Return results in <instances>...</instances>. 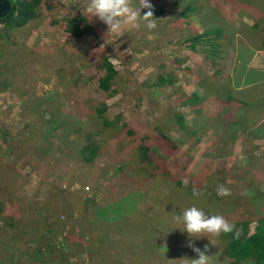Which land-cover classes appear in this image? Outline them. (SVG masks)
I'll return each instance as SVG.
<instances>
[{"label": "rangeland", "instance_id": "obj_1", "mask_svg": "<svg viewBox=\"0 0 264 264\" xmlns=\"http://www.w3.org/2000/svg\"><path fill=\"white\" fill-rule=\"evenodd\" d=\"M56 1L58 5L48 11L38 8L37 18L21 27L8 23L9 18L0 22V264H60L59 254H52V248L73 255L72 264H102L106 260L103 256L110 255L112 250L119 253L114 264H176L179 259L198 258L192 247L204 250L207 245L216 253L221 252L219 247L224 248L226 243L221 236L190 238L182 231L183 226L173 220L174 214L190 206L201 208L209 215H225L232 208L223 201L216 202L213 196H193L189 185L200 169L211 187L223 184L239 192L244 187L240 175L234 172L236 166L231 158L222 163L221 157L217 158L218 144L212 150L211 141L217 135L210 134V129L207 133L196 129L197 126L212 128L211 115L203 112L197 118L191 108L180 104L184 88L200 92L199 84L186 68L192 65L198 77L203 63H197V51L190 52L186 43L180 41L181 36H192L200 30L199 21L189 19L186 31L170 30L169 20H165L167 0H150L154 10H164L157 18L156 29L149 31L143 25L139 30L125 27L123 35L117 37L107 34V26L97 18L89 19L88 0ZM188 3L187 8L193 13L208 10L207 17L223 18L216 20L226 28L219 42V53L224 50L221 59H228L232 27L241 23L252 28V44L264 53V0H219L211 5L210 0H188ZM133 6L139 7V0H133ZM178 6L171 3L170 12L175 15ZM144 11L141 10V15ZM76 14L93 26L94 36L72 38L68 34L62 19ZM100 55L107 57L117 73L110 92H101L96 87L102 76L99 73L95 77ZM219 64L223 62L220 60ZM103 101L104 114L113 121L107 131L116 135L113 129L119 130L124 143L122 150L131 148L136 152L139 145L148 146L147 154L151 157L143 165L142 189L132 198L129 209L148 216L144 224L152 225L150 234L138 219L134 220L137 229L122 238L118 222L123 218L119 217L99 231L95 227L102 216L96 213L92 227L87 224L88 218L83 220L82 211H75L77 206L72 199L77 198L81 208H91L89 201L98 203L108 199L115 168L123 165L120 173L126 171L125 157L114 160L106 156L105 146L91 164L80 162L75 153L73 122L78 120V109L86 108L89 120L98 129L100 121L94 108ZM51 113L62 117L55 128L45 123ZM177 114L183 119V128L175 125ZM116 115L120 116L119 120ZM238 121L234 123L237 126L229 129L237 130L234 135L228 131L221 138L224 156L239 158L245 168L246 161L256 157L257 152L259 159H264V150L260 151L259 143L253 141L261 143L264 134L243 135L247 132ZM249 127L253 131L256 125ZM254 135H259L258 139ZM106 143L112 145L113 138L109 137ZM171 146L175 151H171ZM182 153L192 157V161L178 160L173 171L171 162ZM211 154L216 158H209ZM153 158L167 164L165 173L170 172V176L151 170L155 164ZM176 176L179 181H188L187 186L183 183L181 191L173 189L174 183L167 179ZM255 177V181L260 179L258 184L254 182L260 194L256 197H264V174ZM97 208L94 206L90 213H95ZM45 219L49 224H45ZM89 220L94 221V214ZM40 238L53 241H47L48 252ZM90 239H93L91 245ZM105 239L112 243L104 244ZM118 239L121 246L114 249L112 244ZM47 256L50 259L46 261ZM41 258L46 262L42 263Z\"/></svg>", "mask_w": 264, "mask_h": 264}, {"label": "trees", "instance_id": "obj_2", "mask_svg": "<svg viewBox=\"0 0 264 264\" xmlns=\"http://www.w3.org/2000/svg\"><path fill=\"white\" fill-rule=\"evenodd\" d=\"M9 3L10 10L9 12L2 18H0V22L4 23L3 20L9 18L8 23L12 22L14 27H21L26 23L34 20L38 16V8L50 10V8H54L57 6L56 0H6ZM187 1V2H186ZM219 0H210V4L214 2H218ZM186 4L184 5V3ZM179 5L175 15L170 12V4ZM188 0H167V7L165 9V20H169L170 30H174V28H178L176 30L183 31L189 28L190 22L189 19H197L199 21V28L201 32L195 35L189 36H181L180 41L182 43H186L187 48L194 52L197 50V53L200 56L201 64L207 69L212 70L210 76H208L205 80L203 79V72L197 77L199 80V84L201 88L204 85H209L212 81H215L218 86V89L210 92L209 87L205 86L202 89V92L197 94H189L183 95L181 93L180 104L185 105L192 109L193 113L198 114L199 112H205L207 114L212 115L213 117V127H208L207 129H203V127L199 128L200 131H204V133L209 132L210 134L214 132L217 136L211 141V148L214 150L218 144V148L220 151V155L217 158L223 159L225 156L224 148L221 135H228L229 130L235 126L234 122L237 119L235 114H231L230 112L234 110L236 107H233L232 103L236 100L234 97L229 94L227 89L230 88V85H236V82L232 81L229 77V86H227V82L221 78L220 68H224L220 66V59L222 54H224V50L219 53L220 40L222 33H224L225 27L219 25L217 21H223V18L220 15H215V17H210L207 14V11L196 14L193 13L192 10L187 8ZM184 10V11H183ZM160 14H164V10L154 11V18H158ZM217 20V21H216ZM64 23V28L68 32V34L72 38H80V37H89L94 36L93 26L90 25L87 20L79 14H76L74 17L66 19H62ZM169 30V31H170ZM186 34V33H184ZM252 36V34H251ZM254 36V35H253ZM252 36V37H253ZM188 39V40H187ZM224 44V42H222ZM231 42L227 45L229 46ZM235 44V46H237ZM232 57V56H231ZM230 57V58H231ZM229 58V56H228ZM229 61V60H228ZM226 71V70H225ZM102 74L101 77L97 80L96 87L101 92H110V88L112 86L111 81L117 75L116 71H114L110 64L107 62L106 56L99 57V67L97 73ZM196 75V74H195ZM197 76V75H196ZM159 84V83H158ZM160 85V84H159ZM212 90V89H211ZM238 103L243 104V102L239 101ZM79 111V112H78ZM78 120L73 122L75 129V153L78 156V160L83 164H91L96 158L99 156V150L102 146H105V154H107L115 160L116 158L125 157L127 163L124 164L125 172H121L123 169V165H118L115 168L116 176L112 179V188L109 192H107L108 199H104L101 202H93L89 201L88 205L92 204L91 208L87 206L80 207V203L77 198L72 199V201L76 202V212L82 211L84 213L83 220L88 218V225L93 227L95 223L96 213L100 217L98 220V224L96 225L97 230H101L104 228L107 222L111 220H116L117 217L123 218V220H119L118 224H121L120 233H122V238L130 235L134 230L137 229V222L134 220L140 219L141 226L150 234V230L152 231V225H146L148 216L144 215V213L140 212H130L129 203L135 194L138 195V192L141 191L143 180L142 177L144 175L143 165L149 162L150 157L147 154L148 146H138V150L136 152L132 151L131 148H127L125 151L122 135H119L118 129H113V134L108 133V128L111 127V120L107 119L105 116V108L104 101L99 103L94 108V114L97 119L100 121V127L95 129L94 122L89 120V113L86 108L83 110L78 109ZM211 112V113H210ZM80 113V114H79ZM41 116V114H40ZM118 116V115H116ZM62 118L59 115L50 114L49 118L45 120L46 124H50L54 127V125L58 122V119ZM120 116L116 117V120H119ZM175 125L176 127L183 128V119L177 114L175 115ZM52 128V129H53ZM107 134H104L106 133ZM131 136V135H127ZM109 137L113 138V144H107V139ZM62 140V139H61ZM171 151H175V148L171 146ZM171 155V154H170ZM209 158H216V156H209ZM182 159L183 162L188 163L192 161V157L185 156V153H182L178 157H175L171 162V169L174 171L176 169V163L178 160ZM187 160V162H186ZM264 159L259 161H255L253 164H249L250 169H252V173H248L246 171L244 173V168L235 167V171L240 174L241 180H243L244 187L243 190L245 192V188H247V192L243 194V190L240 189V192L246 196L245 202L243 203L241 199L244 197L238 191H232L231 195L226 197H219L216 195V188L211 187L206 181L207 177L202 173L200 169L198 172L196 171L194 174V178L191 181L190 190H204L205 195L213 196L216 202L223 201L231 206L228 210V213L223 215L230 223L234 224L236 229L239 230V235L235 236V234L221 235V237L226 242L223 247H219L221 252H217L213 248H209L210 246H206L208 252L206 253L210 257L213 258V264H264V197L257 198L256 196L260 195L257 191V187L255 183L258 184L260 179L255 181L256 174H264ZM154 162V166L151 170H159L162 174L165 173V169L167 164L160 159H152ZM181 168L186 170V167L181 165ZM230 169L229 167H227ZM226 168V170H228ZM170 171V170H169ZM229 171V170H228ZM258 173H257V172ZM120 173V174H118ZM118 174V175H117ZM170 176V172L164 174V176ZM168 180L174 183L173 189L181 191V188L184 186L183 181H179L178 177H167ZM257 179V178H256ZM255 182V183H254ZM255 186V188H254ZM96 198V195H94ZM93 198V200H94ZM94 206L98 207L95 213H90L91 210L94 209ZM102 209L104 211H102ZM240 211V213L238 212ZM109 212L111 214L107 215ZM94 214V221L91 222L90 216ZM106 215V216H105ZM76 217V216H75ZM45 224H49V221L45 219ZM131 224V228L127 225ZM252 224V233L249 232L250 225ZM127 231V232H126ZM131 231V232H130ZM43 238V237H42ZM40 238V242L43 239ZM50 238H46L43 241L46 251L48 247L47 241H50ZM63 240V239H62ZM109 242H108V241ZM52 241V240H51ZM57 242V239L55 240ZM93 239L89 240L88 244H92ZM53 242V241H52ZM75 242V239H74ZM62 243V242H61ZM112 241L110 239H105L104 244L110 245ZM121 246V241L118 239L116 242L112 244L114 249H117ZM28 247V245L26 246ZM141 247V246H140ZM139 247V249H140ZM41 248V243L39 244L37 251ZM205 248V247H204ZM52 254H59V263L60 264H72L74 257L67 252L62 253L59 250H54V248L50 249ZM142 250V249H141ZM141 253L146 254L144 251H140ZM46 253V252H45ZM90 257V256H89ZM106 258L102 264H114L117 262L119 258V253L117 250H112L110 255H104ZM50 259V256L46 257V261ZM42 260L41 262H46ZM179 259L176 264H183ZM166 264V263H165ZM172 264V263H168Z\"/></svg>", "mask_w": 264, "mask_h": 264}, {"label": "clouds", "instance_id": "obj_3", "mask_svg": "<svg viewBox=\"0 0 264 264\" xmlns=\"http://www.w3.org/2000/svg\"><path fill=\"white\" fill-rule=\"evenodd\" d=\"M142 9L146 10L144 11L143 15H141ZM154 11L156 10H154V7L152 3L150 2V0H139V7L133 6V0H88L87 6H86V14L88 15L89 19L93 17L97 18L99 21L103 22L107 26V30H108L107 34L110 33L113 36H117V37H120L121 35H123V30L125 27L139 30L141 26L143 25V27H145L149 31L156 29L157 18H154ZM232 28L234 30V31H231V34H233V40L231 41V44L229 45L228 55L230 54V51H232L233 46L239 43L237 36H241L242 34L236 27H232ZM189 51L192 52L191 50ZM195 51L197 50H194V52ZM196 55L198 56V61H199L197 63L201 64L200 56L197 52H196ZM188 66L189 67L186 68L187 72H189L190 76L194 77L196 79V82L199 84L198 82L199 80L192 70V65H188ZM199 88H200V93H201L202 88L200 84H199ZM200 113L202 114L203 112H200ZM208 115L210 116V114ZM211 118L213 120L212 115H211ZM200 121L201 123H203L202 119ZM199 128L200 127L198 126L196 127L197 130H199ZM241 128H245L244 130H246L245 132H247L243 135H246V134L249 135V134H252L253 132L258 133L260 135V132H261L260 131L261 127L259 126H256L253 129V131H250L251 128L249 126L247 127L246 124L242 125ZM234 129L229 131L230 134L234 135V133L237 131L236 129L235 130ZM237 135H240V134L238 133ZM259 135H254V139H258ZM253 141L254 142L257 141V143H259L258 146H259L260 151L264 150V139L261 140V143L258 140H253ZM218 152L220 151L217 150V153ZM258 155L259 154L257 152L255 153L256 157H253L252 159H248L246 161V167L244 168L245 170L250 172L249 164H253L255 161L261 160L259 159L261 158V156H258ZM228 158H231L236 168L237 167H240L241 169L243 168V164L239 163L238 161L239 158L233 157L230 155H227L225 156L224 159H221V162L225 163ZM254 158L258 160L254 161L253 160ZM233 166H230V168H232ZM234 172H236L235 168H234ZM184 184L185 186H187L188 181L185 180ZM192 194L195 197H202L206 193L204 190L193 189ZM216 195L219 197H228L231 195V189L225 187V185L223 184H218L216 187ZM173 220L176 224L183 226L182 231L186 232L190 238H197V237L207 238L208 236L219 238L221 235H228V234H233V233L235 234V236L239 235V230L236 229L235 225L230 223L223 215H220V214L209 215L203 209L198 208L196 206H190L184 209L182 213L174 214ZM251 227H252V224H251ZM251 227H250V232L252 233ZM59 246L61 247V244H59ZM189 247H192L191 243L189 244ZM192 251L196 253L198 258L191 259V260L183 259L180 261L185 262V264H213L214 257H210L206 254L208 251L207 247H205L204 250L192 247Z\"/></svg>", "mask_w": 264, "mask_h": 264}, {"label": "crops", "instance_id": "obj_4", "mask_svg": "<svg viewBox=\"0 0 264 264\" xmlns=\"http://www.w3.org/2000/svg\"><path fill=\"white\" fill-rule=\"evenodd\" d=\"M243 24L245 23H241L242 26L236 27L242 33L241 36H237L238 45L233 46L227 60L220 59L223 62L220 66L224 67L219 69L221 71L220 76L227 82V86H229V77L236 82V85H230V88L227 89L229 94L236 99L232 103L233 107L237 106L230 113L235 114L241 124L247 125L246 122H248V126L252 124L261 127L260 131L264 134V53L254 48L251 36L253 30L249 25L246 27ZM202 72L205 80L211 75L212 70L204 67ZM205 86L209 87L210 92L220 87L217 85L215 78L211 84L204 85L203 88ZM182 94L187 96L189 94L199 95L200 92L184 88ZM239 101L243 104L238 103ZM196 116L197 118L201 117V113L199 112ZM237 119L234 122L235 124Z\"/></svg>", "mask_w": 264, "mask_h": 264}, {"label": "water", "instance_id": "obj_5", "mask_svg": "<svg viewBox=\"0 0 264 264\" xmlns=\"http://www.w3.org/2000/svg\"><path fill=\"white\" fill-rule=\"evenodd\" d=\"M10 10L8 1L0 0V18L4 17Z\"/></svg>", "mask_w": 264, "mask_h": 264}]
</instances>
